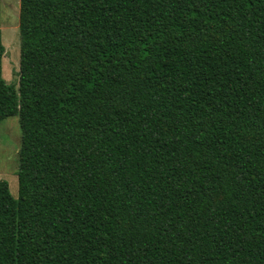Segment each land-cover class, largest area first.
Here are the masks:
<instances>
[{"label": "trees", "instance_id": "trees-1", "mask_svg": "<svg viewBox=\"0 0 264 264\" xmlns=\"http://www.w3.org/2000/svg\"><path fill=\"white\" fill-rule=\"evenodd\" d=\"M19 34L0 264H264V0H19Z\"/></svg>", "mask_w": 264, "mask_h": 264}, {"label": "rangeland", "instance_id": "rangeland-1", "mask_svg": "<svg viewBox=\"0 0 264 264\" xmlns=\"http://www.w3.org/2000/svg\"><path fill=\"white\" fill-rule=\"evenodd\" d=\"M0 32L5 54L2 58V78L17 88L20 62L19 0H0ZM18 116L0 123V179L8 183L14 198L18 195V153L20 149Z\"/></svg>", "mask_w": 264, "mask_h": 264}]
</instances>
